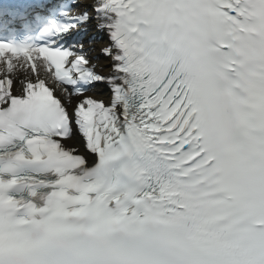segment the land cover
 Wrapping results in <instances>:
<instances>
[{
    "label": "snow or ice",
    "instance_id": "6c2138e0",
    "mask_svg": "<svg viewBox=\"0 0 264 264\" xmlns=\"http://www.w3.org/2000/svg\"><path fill=\"white\" fill-rule=\"evenodd\" d=\"M0 264H264V0L0 5Z\"/></svg>",
    "mask_w": 264,
    "mask_h": 264
},
{
    "label": "bare ground",
    "instance_id": "6f19581e",
    "mask_svg": "<svg viewBox=\"0 0 264 264\" xmlns=\"http://www.w3.org/2000/svg\"><path fill=\"white\" fill-rule=\"evenodd\" d=\"M103 42V38H101L100 40H98V44H97V49H98V46H100V43H102ZM18 73H19V75L23 78L25 75H28V72L26 73V72H24V71H22V70H19L18 69Z\"/></svg>",
    "mask_w": 264,
    "mask_h": 264
}]
</instances>
